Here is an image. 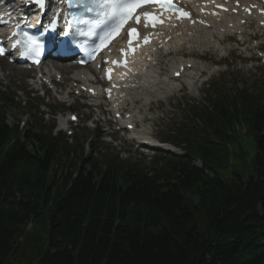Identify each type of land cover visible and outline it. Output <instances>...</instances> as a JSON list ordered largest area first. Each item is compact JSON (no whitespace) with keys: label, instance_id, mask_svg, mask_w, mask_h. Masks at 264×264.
I'll list each match as a JSON object with an SVG mask.
<instances>
[{"label":"trees","instance_id":"16d2710c","mask_svg":"<svg viewBox=\"0 0 264 264\" xmlns=\"http://www.w3.org/2000/svg\"><path fill=\"white\" fill-rule=\"evenodd\" d=\"M5 95L0 264H264L263 99L213 102L174 136L186 154L147 172L77 154L36 122L10 127ZM240 127L254 141L247 178L223 173L249 157Z\"/></svg>","mask_w":264,"mask_h":264},{"label":"rangeland","instance_id":"374dc122","mask_svg":"<svg viewBox=\"0 0 264 264\" xmlns=\"http://www.w3.org/2000/svg\"><path fill=\"white\" fill-rule=\"evenodd\" d=\"M262 38H264V35H262ZM255 44H256L255 42H251L250 46L253 48ZM218 45L219 43L217 41L210 42L209 40H205V41L197 40L196 42L191 41L185 44L184 49L185 51L188 52L190 50L196 51L198 53H205L207 51L206 55L203 56V58L207 59V61L205 63H197L196 64L197 69L195 71H191L187 73L186 75H184L182 79L189 83L192 81L193 79L192 77L194 76V74L198 76L199 70H207L209 71V74H211L213 78H215V80L213 81L214 83L212 85L214 86L220 85L223 89L232 91L235 88L241 86L242 84L248 87H252V84H255L253 83V79L255 75L260 76V78L264 77V66L259 62L255 63L243 58V56L239 52L231 54L229 57L221 61L222 65L216 66L215 64L218 62L217 60L220 59L225 54L224 49L219 48ZM245 49L246 47H243V50ZM248 50L244 53L246 54V56H249L250 54L255 52L254 50L253 51H248ZM164 59H165L164 65L158 66L157 70H159V68H162L160 69L161 72L167 69L169 75V71H171V69H174L176 67L177 62L181 60V57H179V55H172L170 57H165ZM226 68L228 69L229 73L222 77V75L220 74L224 70H226ZM67 70H69V68H67ZM66 73L69 74L67 77L73 78V76L70 75L71 73H69L68 71H66ZM28 75H29L28 72L0 60V89H4L8 93V95H16V98L14 99L15 104H13L11 108L8 110L7 122L10 125H13L18 120L26 121V122L31 120L29 118V115L27 114V108H24L22 104L19 105L20 102L26 100L25 96L27 94L26 93L27 90L34 89V90H38L39 94H43L44 89H48L47 86L44 89H41L39 87L41 85L40 82L35 83L25 80V77H27ZM66 78L64 82L68 83L66 81ZM152 81H154V83L156 84V86H152V89L153 90L158 89V91H156L155 93L152 94L148 92L151 84L147 86L148 91L147 90L142 91L141 89L139 90L137 89L136 91H134V93L141 98L140 103L133 108L134 119L137 120L140 125H144V129H145L143 130V132H141L142 127H139L136 131H134L136 133L135 135L136 137L142 133L144 136H150V135L153 136V134L155 133L154 125L156 122H158L161 119L162 116L160 115L161 113L158 110V106H160L161 103L167 105L170 95L174 92L167 88L162 89L161 87L163 85L160 84L159 77L157 76L153 77ZM72 85L73 83L70 84V86ZM69 90L70 87L67 88L66 86H63L62 88L61 87L55 89L52 88L48 90L47 93L48 97L46 98L45 101L48 102V104H50V106L54 107L55 109L58 108L63 109L64 112L62 110L61 112L64 115V120L66 121L69 120V116L71 113H75L79 117L80 122L79 123L69 122V125L65 127V129L68 130L72 129L75 132L79 133L80 134L79 136H81L83 131L82 129L79 128V125L91 126L93 124L92 120L86 123V119L89 116L92 117V119H100V117L98 116V114L92 115L88 110H86L84 106H82L81 101L78 100V96L76 95V93L68 97ZM206 92L209 91L206 89ZM189 95L194 97H188V98L199 101L200 95H202V88L200 89L199 85L191 87V89L189 90ZM37 99L41 100L43 98H37ZM72 100H77V103L74 106V110L70 112L67 109L68 105L63 106L61 105V103L63 101L70 102ZM163 100L164 102H161ZM184 101L185 100H183L181 105H178V109L175 117L177 116L181 117L182 116L181 112L182 113L185 112V110L188 108L186 104L184 105ZM43 110L48 111V109L45 107H43ZM60 117L61 115L55 116V118H60ZM184 118L185 116L182 117V119ZM46 125H49V123L46 122ZM110 131L111 129L105 127V131L103 132L106 133L101 132L99 136L95 134L90 135L91 137H93V141L90 145L91 147H89L88 144L85 146V151L86 152L93 151L95 153L97 152V154L103 152H107L109 154H114V155L120 154V156L125 158L127 156H131L139 160L142 164L148 167V162H150L152 157L151 152H146L147 154H142V156L140 157L137 152H134L135 150H137L135 141L129 140L128 137H123L122 134L120 133L115 134L114 136L111 133H109ZM86 133H91V132L87 130ZM238 134L240 140H243L246 137L244 135L243 130L240 131V133ZM72 143L75 144V142ZM232 149L234 151L237 150L236 144L232 147ZM251 157H253V152L251 154ZM248 162L249 163L251 162V158L249 159ZM233 163H235V167H231L230 169L224 171L223 173H226V175L229 176L231 172L237 168V170L243 171V173L247 175L246 170H244V166L246 163L243 164L237 161L236 159L233 160ZM248 170L250 171V167L248 168ZM28 228L31 229V226Z\"/></svg>","mask_w":264,"mask_h":264},{"label":"snow or ice","instance_id":"6c2138e0","mask_svg":"<svg viewBox=\"0 0 264 264\" xmlns=\"http://www.w3.org/2000/svg\"><path fill=\"white\" fill-rule=\"evenodd\" d=\"M42 3V0H38ZM152 4L158 5L161 9L160 15H154L150 12H140L139 9ZM85 13H95V20L80 19L79 24L88 25L87 31H79L76 35L86 37H97L99 43L96 44L94 50H103L107 47L113 39H115L129 21L139 26L143 20V26L148 27L151 25L153 28L157 24H162L164 21L160 18L164 11L175 13L177 19L191 18V14L184 10L175 0H80L79 5ZM248 11V9H245ZM99 30V31H97ZM27 36L28 34L25 33ZM140 33L138 28H129L128 30V52H134L135 48L132 47L133 41L139 39ZM28 41L35 42L31 36H28ZM143 42L147 44L149 38L144 37ZM15 47V45H13ZM122 55L127 56L124 49H120ZM0 55H3V50L0 49ZM114 64L123 63L127 64L125 59L123 62L113 61ZM111 71V69H109ZM179 75V73H177ZM110 78V77H109Z\"/></svg>","mask_w":264,"mask_h":264},{"label":"bare ground","instance_id":"6f19581e","mask_svg":"<svg viewBox=\"0 0 264 264\" xmlns=\"http://www.w3.org/2000/svg\"><path fill=\"white\" fill-rule=\"evenodd\" d=\"M245 2L247 3V5H250V3H251V2L248 1V0L245 1ZM252 4H253V3H252ZM244 5H245V4H244ZM231 9L235 10V9H237V8H236V7H232ZM200 50H201V49H200ZM67 68H69V67H66V69H67ZM63 71H64V72L68 71V72L71 73V74L73 73L72 70H65V68H63ZM67 74H68V73H67ZM71 74H70V75H71ZM72 79H73L72 77H67V78H66V81L69 82V81H71ZM64 83H65V82H64ZM65 84H67V83H65Z\"/></svg>","mask_w":264,"mask_h":264}]
</instances>
